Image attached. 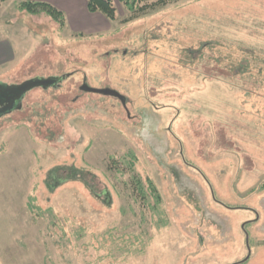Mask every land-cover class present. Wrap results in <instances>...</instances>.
I'll use <instances>...</instances> for the list:
<instances>
[{
	"label": "rangeland",
	"instance_id": "obj_1",
	"mask_svg": "<svg viewBox=\"0 0 264 264\" xmlns=\"http://www.w3.org/2000/svg\"><path fill=\"white\" fill-rule=\"evenodd\" d=\"M115 7L87 36L0 2V83L63 79L0 114V264H264V0Z\"/></svg>",
	"mask_w": 264,
	"mask_h": 264
},
{
	"label": "crops",
	"instance_id": "obj_2",
	"mask_svg": "<svg viewBox=\"0 0 264 264\" xmlns=\"http://www.w3.org/2000/svg\"><path fill=\"white\" fill-rule=\"evenodd\" d=\"M5 1L9 0H0V2ZM30 1L48 3L56 7L63 14L64 24L58 23L54 18L52 19L57 22L58 26L67 28L74 35H98L112 31L114 28L115 20L107 17L102 11H91L88 7V0H12L16 6L21 7V11H27L34 17H39L38 20L40 22L47 23L48 15L45 12L32 13L23 9L22 3ZM112 1L116 6L122 3L121 0ZM0 29L2 30L3 28L0 27ZM34 35L37 36L38 33ZM37 37H40V35ZM16 48L10 31L8 29L0 31V71L6 70L17 61L20 52Z\"/></svg>",
	"mask_w": 264,
	"mask_h": 264
},
{
	"label": "water",
	"instance_id": "obj_3",
	"mask_svg": "<svg viewBox=\"0 0 264 264\" xmlns=\"http://www.w3.org/2000/svg\"><path fill=\"white\" fill-rule=\"evenodd\" d=\"M59 80H62V78H59V77H48V78L35 77V78L27 80L24 83H21L18 85H9L8 87H0V93H1L0 96L1 95L7 96L9 93H12L15 95V100L12 101L6 107H4L1 112H3V111L6 112V111L14 109L16 107L15 105H16L17 101H19L22 98L23 94L26 93L27 90H29L35 86L48 87L50 85L55 84ZM82 89H84L85 91L103 92L105 94H111V95L117 96L119 99H121L123 104L126 105V101H127L126 98L116 91H113L110 89H103V90L94 89V88H91L86 82L82 86ZM248 237L249 236L247 235V245L249 248V255L247 256V258L244 261H246L251 255V249L249 247Z\"/></svg>",
	"mask_w": 264,
	"mask_h": 264
},
{
	"label": "trees",
	"instance_id": "obj_4",
	"mask_svg": "<svg viewBox=\"0 0 264 264\" xmlns=\"http://www.w3.org/2000/svg\"><path fill=\"white\" fill-rule=\"evenodd\" d=\"M122 2L131 4V8L133 9L136 0H121ZM23 9H26L30 12H38L45 11L50 16H52L56 21L60 22V24H64V17L61 11H59L56 7L51 4L43 3V2H24L21 5ZM88 7L91 11H102L106 14L107 17L114 19L116 16V7L112 0H88ZM8 84L0 83V87H8Z\"/></svg>",
	"mask_w": 264,
	"mask_h": 264
},
{
	"label": "flooded vegetation",
	"instance_id": "obj_5",
	"mask_svg": "<svg viewBox=\"0 0 264 264\" xmlns=\"http://www.w3.org/2000/svg\"><path fill=\"white\" fill-rule=\"evenodd\" d=\"M57 84V83H56ZM1 94V93H0ZM15 100V95L12 93H9L7 96H0V114L2 115L3 113H5L4 111H2V109L4 107H6L7 105H9L12 101ZM10 111V110H9ZM7 112V111H6Z\"/></svg>",
	"mask_w": 264,
	"mask_h": 264
},
{
	"label": "clouds",
	"instance_id": "obj_6",
	"mask_svg": "<svg viewBox=\"0 0 264 264\" xmlns=\"http://www.w3.org/2000/svg\"><path fill=\"white\" fill-rule=\"evenodd\" d=\"M147 131V129H145Z\"/></svg>",
	"mask_w": 264,
	"mask_h": 264
}]
</instances>
